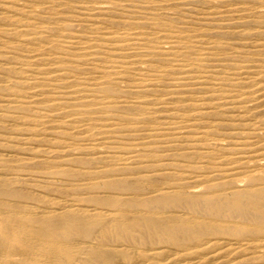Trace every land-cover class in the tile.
Instances as JSON below:
<instances>
[{"label":"rangeland","instance_id":"rangeland-1","mask_svg":"<svg viewBox=\"0 0 264 264\" xmlns=\"http://www.w3.org/2000/svg\"><path fill=\"white\" fill-rule=\"evenodd\" d=\"M263 177L264 0H0V188L19 192L0 195V264H105L95 248L113 264H264V231L239 219L179 245L109 226L177 192L195 203L154 216L195 222L201 198ZM68 215L109 232L21 238Z\"/></svg>","mask_w":264,"mask_h":264},{"label":"bare ground","instance_id":"bare-ground-1","mask_svg":"<svg viewBox=\"0 0 264 264\" xmlns=\"http://www.w3.org/2000/svg\"><path fill=\"white\" fill-rule=\"evenodd\" d=\"M133 5L135 6V4H133ZM76 6L74 5L72 7L76 8ZM80 7H81V9H83L82 6H80ZM135 7H137V5ZM106 9H107L106 4L100 3V4L91 5V10H93V11H102L103 12V11H106ZM139 25H141V24H139ZM122 37L123 36L121 35V36L117 37L116 39L129 41L131 43H132V41H136V40L140 39L136 36H126L123 38ZM175 37L180 38L179 36H175ZM146 39L148 40V38H146ZM141 41H143V40H141ZM148 44H150V43H148ZM109 49L110 48H108V52L111 51ZM154 49L147 47L145 54H150V56H151V54L153 55L156 51ZM106 52H107V50H106ZM108 54H111V53L109 52V53H107V55ZM113 54H114V52H113ZM126 54H128V53H126ZM201 60L202 59H200L199 61H201ZM111 61L113 62V60H111ZM115 62H117V61L114 60V63ZM121 67H123V66H121ZM235 68H237V67L235 66ZM242 68H247V66L242 65ZM126 69H130V68L126 67ZM154 72H155V70H154ZM155 75H157V74H155ZM148 76L150 77L149 79L152 80V78L154 77V74H148ZM103 89L107 93L112 92L111 91L112 89L110 87H108L107 85L104 86ZM191 93L193 94V92H191ZM194 93H196V92H194ZM263 179H264V177H263ZM263 179H262V181H264ZM0 195L6 196V197H16L19 195V192L17 190H15L14 188H11V187H3V188H0ZM193 198L189 199L182 192H177V193H173L170 195L155 196L152 199H135V200L131 201L130 203L132 205H135V204L142 205L143 207L141 209H143V210H141V214H139L138 217L135 218L134 220H129L126 222L114 221V222L110 223V225L108 223H106V224L100 223V221H94L96 223H91L90 220H88L86 218H76V217H72L71 215H68L63 221H59L55 217H49L46 220H41L42 222L45 223V225L43 227L37 229V230H32V229H28V228L24 227L23 232H21V238L23 240H26L25 236H31V237H34L36 239H41V238L45 239L47 236L54 238L59 233V231L62 227L67 228V229H75V231L78 234L90 235L94 229V227H92V225H97L96 227H99L100 231H107L108 230L107 232H109V226H110V228H111L110 232L114 231L115 234H116V232L117 233L120 232L119 234L123 233L125 235L132 236V235H134V230H133V228H135L134 226H136L137 224H143L144 226H146L145 229L147 228L149 231L158 234V236L160 238L163 239V237L167 236L168 239H171L172 241H176V244L179 245V241L181 240L179 237H180L181 233H182L181 235L184 234L185 236L187 235V237H191V238L200 237V235L202 233H207V232H211L212 230H217L218 228H216L217 226L215 224L216 221H226V219H228V220L239 219V223H238V224H240L239 226L249 227L252 230L257 231V232L264 231V187L251 188L249 191L234 190L228 196H223V197H221V196L220 197H215V196L213 197L211 195V196L203 197L200 200L198 198V200L201 202L200 207H202V209H203L204 214L203 213L202 214L204 216L202 218H198L195 222H191V221L181 222V224L179 226H172L168 223V220L154 216L155 212H153L151 210V208L154 207L152 205H156V206L161 207V206H164L167 204L170 205L171 203H174V204L176 202L179 203L180 201H187L193 205V203H195V201H196ZM128 201L124 200L121 202L125 203ZM29 219L36 220L35 218H29ZM106 226H108L107 229H106ZM0 228H1V232H0V246H1V245H3L2 233L4 230V224L1 221H0ZM123 234H121V235H123ZM125 235H123V236H125ZM44 239H42V241ZM163 240H165V238ZM109 255H110V253L102 251L101 249H98V248L89 250V257L90 258H94V257L101 258L102 257L101 259L103 260V262L105 264L106 263L107 264H113L111 262V259H109L110 258Z\"/></svg>","mask_w":264,"mask_h":264}]
</instances>
